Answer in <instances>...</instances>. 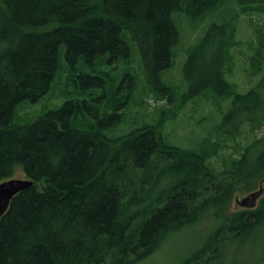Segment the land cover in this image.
Here are the masks:
<instances>
[{"label":"trees","instance_id":"16d2710c","mask_svg":"<svg viewBox=\"0 0 264 264\" xmlns=\"http://www.w3.org/2000/svg\"><path fill=\"white\" fill-rule=\"evenodd\" d=\"M235 1L243 11L264 9V0ZM219 3L0 0V182L18 168L34 182L0 218V264H136L208 215L214 227L179 264H219L230 244L264 228V196L254 209L229 210L236 179L250 187L264 180V133L221 178L206 149L166 144L157 124L110 134L138 99L135 58L149 89L171 100L164 74L181 37L174 15L204 19ZM238 18V10L219 12L183 66L188 96H234L223 117L236 120L231 134L245 123L253 133L264 127L261 52L251 78L263 74L247 92H234L226 77ZM55 83L61 104L22 113Z\"/></svg>","mask_w":264,"mask_h":264},{"label":"rangeland","instance_id":"374dc122","mask_svg":"<svg viewBox=\"0 0 264 264\" xmlns=\"http://www.w3.org/2000/svg\"><path fill=\"white\" fill-rule=\"evenodd\" d=\"M219 1L218 7L204 19L192 20L186 14L176 13L174 15L180 27L181 37L175 64L164 74L166 81L174 86L171 100L166 96L153 93L149 89L143 80L144 75L141 67L138 66V58H135L137 72L141 78V86L137 92L138 99L136 104H132L126 110L125 121L113 129L110 134L117 136L147 123L157 124L166 144L199 152L206 149L209 154L208 163L215 168L221 178V176L229 174L232 160L241 156L244 147L256 136H261L264 133V127L257 128L253 133L251 125L245 123L239 133L231 134L230 132L237 129L236 120L230 118L224 121L223 117L230 111L234 96L220 97L212 89L195 96H188L183 66L188 50L194 45L209 22L213 18H217L218 13L225 8L228 9V12L238 10L239 18L235 23L236 28L226 66V77L233 84L234 92H247L259 81L264 72L263 69L261 74L251 78L252 63L257 58L259 51L264 62V9L254 6L252 9L248 8L243 11L237 6L235 0ZM261 47L263 48L260 49ZM121 64L123 69L124 63ZM115 71L118 72L116 69ZM62 81V85H64V79ZM55 87L56 83L44 98L33 106H25L22 113L26 116H34L42 112L44 108L61 104L65 97L61 93L62 89L59 90ZM224 127L227 132L222 130ZM254 151L256 154L260 152L259 148H255ZM13 177L26 178L21 168L16 169ZM235 185L236 191L229 207L230 212L246 209L236 203V197H245L258 190L261 185L264 187V180L258 181L256 186L250 187L246 182L236 179ZM216 221L214 217L208 215L175 232L163 242L158 250L136 264H179L191 250L203 241ZM219 264H264V228L253 238L230 244L227 255Z\"/></svg>","mask_w":264,"mask_h":264},{"label":"water","instance_id":"95a60500","mask_svg":"<svg viewBox=\"0 0 264 264\" xmlns=\"http://www.w3.org/2000/svg\"><path fill=\"white\" fill-rule=\"evenodd\" d=\"M33 181L28 178H15L6 179L0 182V218L8 210L13 197L28 187L33 185ZM264 195V187H261L248 194L245 197L237 196L236 203L246 209H254L258 205V201Z\"/></svg>","mask_w":264,"mask_h":264}]
</instances>
